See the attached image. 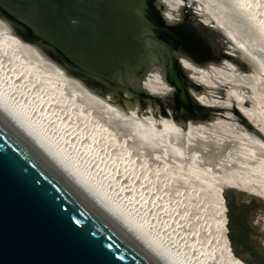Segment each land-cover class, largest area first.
<instances>
[{
	"label": "water",
	"instance_id": "water-1",
	"mask_svg": "<svg viewBox=\"0 0 264 264\" xmlns=\"http://www.w3.org/2000/svg\"><path fill=\"white\" fill-rule=\"evenodd\" d=\"M29 3L34 10L11 9L0 0V15L25 31L21 39L41 46L75 75L117 91L120 99L152 98L150 102L163 105V96L147 92L144 81L156 65L174 92L180 89L189 79L180 57L195 63L227 60L242 73L256 72L264 78V65L208 15L203 21L191 14V24L185 25L161 14L167 10L161 0L44 2L55 4L54 9L42 8L40 0ZM196 52L205 57L197 58ZM189 81L200 90L209 89ZM184 88L205 117L225 108L238 112L256 130L238 105L203 104ZM161 114L170 116L166 107ZM235 192L232 188L225 196L227 209ZM0 264L165 263L0 109Z\"/></svg>",
	"mask_w": 264,
	"mask_h": 264
},
{
	"label": "bare ground",
	"instance_id": "bare-ground-1",
	"mask_svg": "<svg viewBox=\"0 0 264 264\" xmlns=\"http://www.w3.org/2000/svg\"><path fill=\"white\" fill-rule=\"evenodd\" d=\"M161 1L167 5V9L173 16L180 12L183 2V0ZM260 1L191 0V3L200 6L206 20L207 15L213 17L229 30L235 39L264 65V29L261 31V26L254 17L258 12ZM173 16H168V19ZM24 33L22 28L15 27L0 15V109L11 117L89 196L127 228L150 252L165 264H191L192 261H188L187 257H183L178 250L173 248L165 240L166 237L157 232L155 227L148 222L149 220L146 221L136 210L135 213L132 207L133 203L123 202L124 199L111 191L112 186L109 185V187L108 183L104 182L101 174L87 165L90 160L89 156L92 157L96 150L89 142H85L89 137L87 134L81 136V133H84L83 130L79 133L77 130V133L74 134L72 129L68 128V122L70 123L68 119H71L72 124L73 122H80V125L99 123V128L102 125L108 129L121 130L123 133L131 130L132 133L137 131L136 134L140 135L152 134L154 136L152 138H163L165 142L170 141L183 145L185 149L189 146L187 149L190 151L191 148L198 150L204 148L207 150L208 148L209 154L220 153L224 159L234 158L235 154H239L240 158L241 155L244 156L242 158L246 163L249 161L252 164L250 167H245L246 170L248 169L253 175L262 179H264L263 142L255 132L235 122L231 114L233 112L225 108L215 116L207 117L208 121H179L176 123L172 119L156 117L152 110L147 111L149 115H153L152 117L146 115L142 117V107L133 108L131 96L128 97L129 99H120L117 91L106 90L98 84L91 83L86 77L75 75L53 59L41 46L21 39L20 36ZM183 62L186 69L193 75L190 80L211 88L209 89L211 93L209 91L198 93L188 84L190 92L197 95L198 100L214 107L218 105L230 107L236 104L264 133V78L262 75L256 72L242 73L227 60L222 63H195L183 57ZM160 70L161 68L156 65L152 67L144 81V88L149 93L161 94L165 102V97L169 92H172V87L165 81ZM261 70L264 71V68ZM225 84H229V86L224 90L227 100L223 101L216 98L214 90H218ZM243 87H250L251 94L243 91ZM145 118L154 120L151 130L153 132L157 130L158 135L162 134L161 136L158 137L150 129L144 128ZM65 128L66 130H64ZM169 132L173 135L172 138L163 137V135H169ZM156 135L157 137H155ZM185 136L189 139L188 145L183 139ZM229 141L233 144L228 145ZM160 144L162 145V143ZM189 175L195 180L199 176L194 170H191ZM262 179L255 181V178L253 181L237 176L236 179L226 184L225 196L233 188L264 199ZM201 181L197 182L202 184ZM207 186L210 187V185ZM129 200L135 202L137 196L136 199ZM222 205L223 211H221L224 217L221 221L222 224L218 225L220 227L222 225L224 238L227 239L225 224L229 209H227L224 198ZM233 244L232 241L228 242L227 240L226 251L222 248L226 254V264H249L244 257L236 254L232 249L235 245Z\"/></svg>",
	"mask_w": 264,
	"mask_h": 264
},
{
	"label": "rangeland",
	"instance_id": "rangeland-1",
	"mask_svg": "<svg viewBox=\"0 0 264 264\" xmlns=\"http://www.w3.org/2000/svg\"><path fill=\"white\" fill-rule=\"evenodd\" d=\"M260 2L261 4L258 8V12L254 17L257 23L260 24L261 31H263L264 0ZM181 4V10L177 12L178 16L176 14L173 16L169 9L162 10L161 14L167 18L168 16H173L171 19L174 21L180 19V22L182 21L181 23L185 25L191 24L189 19L191 14L195 15L196 18L207 21L199 5L191 3V0H183ZM200 34L204 38L207 37L202 32ZM210 38L216 41V38ZM217 42H219V40H217ZM171 43L170 46L173 47ZM194 56L197 58L205 57L204 53L198 52L194 53ZM179 59L183 60V57ZM181 65L184 66V62H181ZM185 71L190 79L191 76H193L192 73L187 69H185ZM189 79L175 92L172 87V92L166 95V101H163V105L150 102L152 98H139L140 100L137 98L135 101H132L133 108L142 107V117H145V115L150 117L151 114L149 115L147 111L152 110L156 117L159 116V118L165 117L170 120L172 119L176 123L179 121H208L207 117L203 115L204 112L200 111L197 105L186 95V89L184 87L188 88L189 85H191L198 93H203L205 91L211 93L209 90L210 88L200 90L196 86H193ZM195 83L198 82L195 81ZM224 88L226 87H223V89ZM223 89L221 86L218 90H214V93L216 98L225 101L227 99L225 98V91H223ZM242 90L251 94L252 89L250 87H243ZM190 93L194 95L192 92ZM194 96L198 99L197 95ZM172 104L178 107L177 110L172 109L173 107L171 108ZM163 107L169 110L170 116L161 114ZM230 107H232V105ZM238 108L243 114L245 113L240 107ZM229 111L233 112L232 110ZM199 112H202V114ZM182 114L185 115V118L181 116ZM231 114L235 122L255 132L264 145V133L249 116L248 119L253 123L256 130L250 129L247 124L240 119V114L238 112L237 114ZM138 119L136 120L138 121ZM68 121L71 123L68 122V128L72 129L74 134L77 133V130L78 133L83 130L82 132L84 133H81V136L84 134L86 136L87 134L89 137L86 138L85 142H89L96 150L92 154V157L89 156L88 159L90 160L87 162V165L94 169L95 172L101 174L100 176L104 182L106 184L108 183V186H112L111 191L117 194V196L119 195L121 199H124L123 202L127 201L129 204L133 203L132 207L134 211L136 210L146 221L149 220L148 222L153 225L157 232L163 237H166L165 240H167L173 248L178 250L183 257H187L186 259L188 261H192L190 262L191 264H222V261L223 264H226L227 260L224 250L226 251V241H231L230 232H227V239L224 238L222 225L221 227L219 226L222 224L221 221H223L224 217L222 215L223 209L221 208H223L222 199L224 198L225 200V186L228 182L236 179L237 176L239 178H248L253 181L255 178V181H260V179H262L255 174L253 175L248 169L246 170V168L250 167L252 164H250L249 161V163H246L242 158L244 156L241 155L240 158V156H238L239 154H235L234 158L224 159L220 156V153L209 154L210 150H208V148L207 150L204 147H202L204 149L201 150L191 148L190 151L187 149L189 146L185 149L183 145L171 143L170 141L165 142L163 138V140L160 138H152L154 137L152 134L140 135L136 134L138 133L137 131H133L132 133L131 130L123 133L121 130L117 129L113 130L107 127L106 129L105 126L102 127L101 123V127L99 128V123L96 125L84 123L87 125L85 126L84 124L80 125V122H78L79 124L74 122L72 124L70 118ZM74 121L76 122V120ZM143 123L145 124L144 128L150 129V131L153 132L151 130V127H153L151 124L154 123L153 119L145 118V122ZM97 125L98 127H96ZM90 126L94 127L91 128ZM66 128L64 130H66ZM153 133L158 135L157 130ZM157 135L155 137H157ZM161 135H158V137ZM166 136L170 138L173 137L170 132L169 135H163L165 138ZM80 139H82V137ZM183 139H185V143L188 145V137L185 136ZM160 143H162V145ZM227 144L231 145L233 142L230 143L229 141ZM242 160L244 161L242 162ZM191 170L198 173V178L200 179L197 178L196 180L198 182L202 180V184L198 183L194 178L192 179V176L189 175ZM261 181L264 182V179ZM207 185H210V187ZM235 191L234 196H237L240 201L255 203L250 224L254 230L253 236L256 237L254 241H258L256 244L261 245V242L264 241V199L245 191L237 189ZM136 196L137 200H135V202L129 200L132 198L136 199ZM254 222H257V224H254ZM229 226L230 220H228V224L226 223L228 229L230 228Z\"/></svg>",
	"mask_w": 264,
	"mask_h": 264
},
{
	"label": "flooded vegetation",
	"instance_id": "flooded-vegetation-1",
	"mask_svg": "<svg viewBox=\"0 0 264 264\" xmlns=\"http://www.w3.org/2000/svg\"><path fill=\"white\" fill-rule=\"evenodd\" d=\"M3 1L6 2V5L11 9L16 10L17 7L20 8L22 6L27 7L30 10L33 9L32 7H29V2L33 0ZM40 1L43 4L42 8H47L48 5H50V8L54 9L55 4H45L44 2H47V0ZM74 24H80V22L74 21ZM254 208L255 203H245L243 201H240L237 196H233V202L229 206V215H227V224L228 220H230V231L228 229V233L230 232V240L235 244H233L234 247L232 249L238 256L244 257V259L249 261L250 264H264V241H260L261 245L256 244V242L258 241H254L256 237L253 236L254 230L252 225L250 224L252 210ZM254 224H257V222H254ZM231 241L228 240V242Z\"/></svg>",
	"mask_w": 264,
	"mask_h": 264
}]
</instances>
